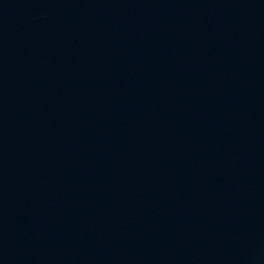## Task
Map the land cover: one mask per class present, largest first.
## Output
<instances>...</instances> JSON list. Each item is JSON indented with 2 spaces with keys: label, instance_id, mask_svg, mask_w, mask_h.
Masks as SVG:
<instances>
[{
  "label": "water",
  "instance_id": "1",
  "mask_svg": "<svg viewBox=\"0 0 264 264\" xmlns=\"http://www.w3.org/2000/svg\"><path fill=\"white\" fill-rule=\"evenodd\" d=\"M0 264H264V0H0Z\"/></svg>",
  "mask_w": 264,
  "mask_h": 264
}]
</instances>
